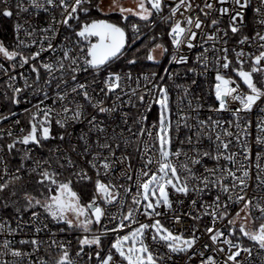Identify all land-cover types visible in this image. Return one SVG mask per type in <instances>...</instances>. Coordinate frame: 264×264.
Here are the masks:
<instances>
[{
    "label": "snow or ice",
    "instance_id": "1",
    "mask_svg": "<svg viewBox=\"0 0 264 264\" xmlns=\"http://www.w3.org/2000/svg\"><path fill=\"white\" fill-rule=\"evenodd\" d=\"M5 7L0 11V15L4 17H12L13 11L8 6V0H0ZM91 4V0H45L41 3V0H29V4L33 9H43L45 12L49 10L47 6L53 8L59 7L62 9V19L60 24L71 29L73 34L77 37L76 44H84L83 47H79V53L83 55H70L72 49H65L62 57H60L55 63L44 62L39 67L35 63L31 64V71L35 74V82L40 80V68L42 67L49 77H52L53 73L58 71L61 73V83L67 85V81L62 79L66 70L65 61H69L68 69H70L71 81L74 82L69 92L57 91L54 103H59L61 109L57 112L54 108L44 107L41 108L36 105V111L32 114L29 121V130L26 135L17 138V141L7 145V149L11 152L15 148V144L18 142L23 145H32L44 147V142L52 140H59L65 142L66 136H70L71 133L68 129L76 123H86L87 129L81 130L77 136L78 144L73 145L69 141L68 151L77 155H84L85 157L91 156V159L85 160L86 164L95 173V180L88 174L85 168L79 167L71 158V156H63L64 162L61 163V156H57L55 161L48 160H36L35 167L30 169L29 174L32 175V179L35 183V190L38 191V195H33L31 192L21 189L23 191L24 204H20L19 201L13 200L12 203L16 205L15 211L17 214L31 211V216L35 220H39L41 213L35 209H43L45 219L50 220L58 225H64L69 230H80L83 233H89L92 231V226L99 225L102 217L106 215L105 209L101 206L102 203L112 204L120 197V189L124 188V191L130 192V188H125L124 185L113 182L111 178L107 182L101 179V175L104 177H110V174L115 171L116 165L125 164L126 167L121 169V174L127 180H131V175L128 174V169L132 168L131 156L125 155L121 152V155H117V152L122 148L126 150L134 142L128 138H123L122 133L119 136L113 135L111 137H103L101 142L100 134L106 131L105 126L97 121V115L88 112V107H91L98 114H107L109 112H115V107L104 106L105 98L109 94H116L118 89H122V81H131L132 74L126 73L122 76L119 72L110 69V64L114 59H118L122 55V50L127 43V36L124 28L120 27L116 23H110L107 20L95 19L91 22L80 23L79 12L87 14L89 12L88 7H84L85 4ZM214 4H218L219 7H214ZM47 5V6H46ZM165 0H138L137 9L120 7V12L132 13L138 16L145 22H150L153 15H160L165 7ZM169 7V15L162 17L163 20L169 21L168 35L171 37V45L175 51L169 53V49L165 47L163 43H156L152 49L149 50L147 59L149 61L157 62L156 57L153 55L157 49L160 50L161 55L169 54L171 62L188 65V57L181 54L180 50L186 46L188 49L196 47L198 31L201 40L205 43L211 41V51L214 54L213 68L215 70V85L214 94L215 100L218 102V107L210 108V111L220 113L229 111L228 98L239 101V107L233 110L234 121H225L224 123L229 125L223 127L220 120L213 119L209 116L207 119L194 118L179 109L176 113L175 123L173 122V113L169 106V90L166 84L163 83L164 77H160L161 83H154L152 89H148L146 93L138 92L137 88L131 89V95L136 97L139 106L143 107L144 111H137L135 117H129L128 113L124 114V123L128 124V118L132 119V123L137 126V131L133 132L129 126L127 128L131 136L137 138L136 151H140L138 141L140 137L147 135L148 140L153 141L152 147L156 149L157 158L155 160V170L149 168V165L153 164L152 155H147L149 145L147 142L144 144V155L146 160L144 165L140 169V173L137 176V192L133 196V203L140 204L142 201H147L144 205V215L152 220L153 216L159 217L163 213L158 211L161 206L168 209H172L173 200L170 199L169 188L178 194L177 202L183 203L180 197H187L190 199V203L195 207L198 203L196 198H193V194L196 196H202L204 194L211 195V189L216 188L219 191L214 195L211 203L205 202L201 206L205 209L207 215L213 217L212 225L204 229L203 234L208 235V239L212 244H216L225 233L215 228L216 219H224L229 216V201L234 203H242L243 208L241 211L246 212L245 218L252 216V208H255L259 212V217H253V220L259 219L264 221V204L257 201L253 204V198H247V192L245 191L248 186L247 182L250 178V171L244 167L243 164L233 170L236 166L237 153L229 152V145L232 143V138L235 137L237 141L240 140L239 132L234 133L231 127L244 132L247 136L249 133L242 127L241 113H248L253 110L257 105V101L264 103V86L258 87L254 82L253 74L260 73L264 76V43L259 44L258 54L249 53L251 59L250 70H244L245 60L243 57L245 53L243 49L235 51V59L238 67L233 66L232 71L236 73L237 77L242 80L249 90L247 94L238 91L239 85L236 81L231 79L226 74H222L221 69L228 70L230 65H233V61L229 59V48L227 47L229 32L233 35L240 34L241 38L236 41L238 45H244L251 41L264 42V34L261 31H255L254 36L249 37L243 35L242 29L244 27L245 11L251 9L254 13V18L260 26H264V0H258L256 5L251 3V0H203V7L200 4L194 3V0H175L174 4L167 5ZM16 7L19 12H27L28 8L23 5L22 2H17ZM184 11L181 12L180 10ZM202 13L203 17L209 20V24L205 25V19H201L200 15L193 16L196 10ZM213 11L217 12L216 18H210ZM180 13L182 19L173 18L177 13ZM188 13V15H185ZM228 17V26L225 29L219 27L221 23V17ZM210 18V19H209ZM123 19H127L124 16ZM70 21H76L78 27L73 28ZM57 23L55 16L51 17V22L48 27L39 29L43 33L51 32V36H46L40 41V49L31 53L29 56H25L22 52L16 50H10L5 44L0 41V55L9 61H14L17 57L20 58L21 67L24 64H28L29 61H36L40 57L41 52L53 50L54 44L52 40L58 30L55 28ZM22 25L17 23L15 30L17 34L20 32ZM134 32L139 33V27L132 25ZM205 27H211L214 29L211 33H205L203 29ZM37 31L35 28L32 31L27 32V36L32 37L33 33ZM206 38V39H205ZM19 40V36L17 35ZM65 40L69 37L65 36ZM155 39V37H153ZM46 42V47H45ZM220 42L221 47L217 48L216 43ZM20 44H24V41L20 40ZM32 44H36L37 41L33 39ZM202 51L196 56V62L204 70L209 67V57L207 53L209 48L201 45ZM82 60L84 67L81 68L80 61ZM130 64H135V60L128 61ZM15 67V65H13ZM92 71L94 77L98 76L102 71L106 72L105 78L97 85L99 92L103 94L101 98H97L90 94L91 84L88 82H77V74L81 71ZM167 71V70H165ZM187 71L196 73L197 67H187ZM156 76V73L145 74L143 80L145 82H151ZM52 80H45V84H51ZM92 83H96L95 79ZM195 79L192 80V84H195ZM27 85V81H25ZM232 85H236L233 87ZM11 87V85H9ZM60 88V83L57 84V89ZM153 89L156 96L145 103V95H152ZM14 95L12 97L13 103H20L18 95L22 92L21 88L13 89ZM185 96L189 95V89H184ZM47 98V93L44 94ZM71 95V98H70ZM76 97H80L77 100ZM116 99H120L116 94ZM129 104L132 107H137V104H132L131 96L129 97ZM43 103V101H41ZM155 103L159 106L156 119L148 125V116L146 113L151 111V104ZM74 105V107H71ZM189 106H191V100H189ZM200 105L197 106V109ZM197 109H193L196 111ZM264 111V108L261 109ZM58 117L55 120L56 125L59 126L61 131L55 135L52 130V114ZM43 117L38 119V117ZM195 119V141L191 135H186L183 140L179 139V133L183 128L193 129V125L189 123V120ZM246 124L250 125L251 122L247 121ZM260 131L264 132V121L260 124ZM23 132L24 130L21 129ZM215 133L214 147L210 149L201 150V138L207 137L209 141L213 140L212 133ZM96 134L95 140H93L92 134ZM122 140V143H121ZM174 140H178L180 147L173 150ZM83 142V143H79ZM256 143L264 145V136H257ZM189 147L185 150L184 145ZM79 148V151H78ZM245 159L250 155L251 149L244 145ZM50 151H52L50 149ZM57 153L61 152V149L57 147L55 149ZM107 153L105 155L104 153ZM181 156L184 160L181 161ZM204 158L214 161L213 167H203V172L197 171L193 166L203 165ZM260 158V154H257V159ZM23 160H30L32 156L30 152L26 151ZM225 161L229 166H221V161ZM53 163L57 166L53 168ZM45 165H47L45 167ZM70 170L71 177L60 179L64 170ZM258 171L260 165L257 164ZM17 173L21 171L17 168ZM237 172H241V175H237ZM4 175L8 176V169L5 167ZM77 184L81 182H90L93 185V194L87 202L81 201V195L73 188V178ZM146 177V179H145ZM230 178V183H225V180ZM257 187L264 186V179L257 177ZM21 180L20 175H14L11 179L0 182V193H5V190H10L12 197L17 196V190L10 189V185L13 181ZM238 190V191H236ZM220 193L227 194V200L222 201ZM154 198V199H153ZM98 201H100L98 203ZM4 208H8L7 196L4 198ZM211 207L212 212H207V208ZM139 211V209H137ZM189 215H191L189 213ZM239 212L236 213V217L239 218ZM193 220L200 219L198 215H192ZM174 219L179 223L180 217L175 216ZM125 221H130L132 224L138 223L133 216V209H129L127 215L122 216L118 229H112V231L122 230L125 227H129L125 224ZM234 219H228V225H234ZM20 225H17L19 229ZM44 227H48L47 224ZM12 229L3 222H0V230ZM64 229L62 228L61 231ZM146 230H150L151 240L155 243L161 244L166 248L163 254L158 251L154 253L150 249L149 245L145 243ZM39 232L40 229L36 228ZM108 230L105 229V234ZM199 231L195 226L192 228L189 236L185 237L182 233L176 234L164 227L159 219L152 220V223H140L135 229H132L127 234L120 236L117 235L115 241L111 244L109 251L101 258L100 251L95 252V256L99 259L100 264H163L165 256L168 259H172L173 254L188 253L189 250H193L194 246L198 242L196 232ZM230 231L234 234L236 228L232 227ZM239 231L243 236L247 237L250 241H253L258 245L259 249L264 250V222H261L258 228L254 231H248L243 224H241ZM79 251L76 253L79 256L84 252V246H96L100 248L102 242V236L100 234H93L91 237L83 235L78 237ZM21 244L32 245L35 252L39 251L40 241L36 239L21 240ZM228 246L227 258L223 264H249L245 259H238L241 257V253H246L248 257L252 255V249L243 247L239 243H233L231 239L223 241ZM53 245L61 249V255L55 259L54 264H74L70 259L68 248L63 244L55 240L52 241ZM51 247V245H49ZM4 251L0 252V256H8L9 254L13 258H23L30 256L29 253L21 251L19 248L11 247L10 242L5 240L2 245ZM204 248L209 247V244L205 243ZM235 249V250H233ZM114 250V253L113 251ZM219 253H224L226 250L223 247L216 249ZM115 254H118L119 259L115 258ZM203 256V252L200 253ZM91 259V255H89ZM0 264H20L19 260H3L0 259ZM40 264H48V261H41ZM200 264H217L214 257L208 256L207 259H202Z\"/></svg>",
    "mask_w": 264,
    "mask_h": 264
},
{
    "label": "built area",
    "instance_id": "2",
    "mask_svg": "<svg viewBox=\"0 0 264 264\" xmlns=\"http://www.w3.org/2000/svg\"><path fill=\"white\" fill-rule=\"evenodd\" d=\"M95 0H91V4H85L84 7H88L90 10ZM18 0H8V6H10L13 11L12 17H4L0 15V41H2L6 47L10 50H16L22 52L25 56L31 55V53L38 51L40 49V41L46 37L51 36L52 33H43L39 31V29H43L48 27L51 22V17L55 16L57 23L54 25L58 30L55 39L52 40L54 44L53 50L43 51L39 58L36 61H29L28 64H24L21 67L20 58L17 57L14 61H9L0 55V182L4 180L11 179L14 175H20L21 180L13 181V184L20 182H27V178H32V175L29 174L30 169L35 167L36 160H48L55 161L57 156H61V163L64 162L63 156H71L73 161L81 168H85L88 171V174L93 177V181L95 180V173L93 170L89 168L86 164L85 160L91 159V156L85 157L84 155H77L75 153L69 152V141L71 144H78L77 136L80 131L87 129L86 123H76L71 128L68 129V132L71 133L70 136H66L65 142H60L59 140H52L49 142H44V147L32 146V145H23L20 143L15 144V148L9 152L7 149V145L17 141V138L26 135L29 130V121L31 120L32 114L36 111V105H39L41 108L51 107L54 108L57 112L60 111L61 105L59 103H54L56 98L57 91L60 92H69L73 83L71 81L70 69H68L69 61H65L66 70L63 74L62 79L67 81V85L61 83V73L56 71L53 73L52 77H49L48 74L44 71V69L40 68V80L39 82H35V74L31 71V64L35 63L37 67H39L44 62H53L55 63L60 57L63 55V51L65 49H72L70 55H83L79 53V47H83L84 44L81 45L76 44L77 37L73 34L72 30L63 26L59 23L62 19L61 12L62 9L59 7L53 8L51 6H47L49 10L45 12L43 9L36 10L33 9L29 0H19L22 2L25 7L28 8L27 12H19L17 15V4ZM45 0H41V3H44ZM71 2V0H69ZM102 0L97 1L98 9L101 5ZM175 0H165V7L163 12L160 15H153L150 22H145L137 17L139 20L133 21L128 25V30L133 35H138L139 40L144 36V33L141 34L143 30L153 29L158 24H163L166 27V41L160 42L164 43L165 47L169 49V53L175 51L173 46L171 45V37L168 35L169 31V21H165L162 17H167L169 15V7L167 5L174 4ZM194 3H198L203 7V0H194ZM253 5L258 3V0H251ZM5 5L0 2V11L3 10ZM214 7H219L218 4H214ZM89 10V11H90ZM181 12L184 10L181 9ZM80 16V21L85 19L86 15L83 12L78 13ZM193 16L200 15L201 19H205L202 13L197 9L193 13ZM188 15V13H185ZM218 15L217 12L213 11L212 16L210 18H216ZM209 18V19H210ZM182 19L180 13L178 12L176 17L173 18ZM19 23L22 25L20 32L17 34L15 30L16 24ZM73 25V28H77L76 21H70ZM137 25L139 27V33L134 32L132 25ZM209 24V20L205 19V25ZM228 26V17H221V23L219 27L221 29H225ZM35 28L37 31L33 33L32 37L27 36V32L32 31ZM198 31V37L196 42V47L193 49H188L186 46L182 47L180 52L181 54L188 57V65L178 64L171 62L169 54L161 55L160 50L153 52V55L156 57L157 62H152L150 68L142 69V70H129V69H118L114 68L110 64V69L119 72L122 76L126 73L132 74L131 81H122V89H118L117 93L120 99H116V94H109L107 98H105L104 106L106 107H115V112H109L107 114H98L94 109L88 107V112L97 115L98 123H101L105 126L106 131L100 134L101 142H103V137H111L113 135L119 136L122 133L123 138H128L132 140L134 143L129 146L126 150L123 148L117 152V155H121V152H124L125 155L131 156V164L132 168L128 169V174L131 175L132 179L127 180L121 174V169L126 167L127 161L125 164L116 165L115 171L110 174V177H104L101 175V179L104 182H107L109 178L113 180V182L124 185L125 188H130V192H125L124 188L120 189V197L118 200L112 204L102 203L101 206L105 209L106 215L102 217L101 223L99 225H93L92 231L89 233H83L80 230H69L65 228L64 225H58L50 220L45 219V214L43 211L39 209H35L40 212L39 220H35L31 216V211H25L17 214L16 211H10L9 208H4V195L0 193V222L6 223L12 231H9L7 228L0 230V252H3L4 249L2 247L3 242L8 240L10 242L11 247L19 248L21 251L25 253H29L30 256H25L23 258H13L10 254L8 256H0V259L13 261L19 260L20 264H40L41 261H48V264H54L55 259L59 258L61 255V249L57 248L56 245L52 244V241L55 240L57 244L63 243L69 251L70 259L74 262V264H100L99 259L95 256L96 251H100V256L103 258L106 253L109 251L111 244L115 241L117 235L123 236L127 234L132 229H135L139 226L140 223H152V220L159 219L161 223H164L168 226L174 233L183 234L185 237L189 236L192 228L195 226L199 229L196 232L198 239L197 244L194 246L193 250H189L188 253H180L173 254L172 259H168L167 256L164 258L163 264H200L202 259H207L208 256H212L216 259L217 264H223L224 260L227 258V250L228 246L223 243L224 240L231 239L233 243H239L243 247H248L252 249L251 257H248L246 253H241V257L238 259H245L249 262V264H264V250L259 249L258 245H256L253 241H250L247 237L243 236V234L239 231L241 224L245 226L248 231H254L257 229L261 221L259 219L253 220V217H259V212L252 208V216L245 218L246 212L241 211L243 208L242 203H232L229 201V216L224 219H216L215 228L221 230L225 233L223 237L216 244H212V242L208 239L207 234L204 233V229L208 226L212 225L213 217L207 215L205 209L201 206L205 202L211 203L214 195L219 191L216 188L211 189V195L204 194L202 196H196L193 194V198H196L198 203L195 207H193L190 203V199L187 197H180L183 200V203L177 202L178 194H174V192L169 188L170 199L173 200L172 209H168L164 206H161L158 211H161L163 214L159 217L153 216L152 220H149L144 215V205L147 203L146 201H142L140 204L133 203V196L136 195L137 192V176L140 173V169L144 165V161L146 160V155L144 154V144L145 142L149 145V150L147 155H152L153 164L149 165V168L155 170V160L157 158L156 149L152 147L153 141L148 140L147 135L140 137L138 141V146L140 151H136V141L137 138L131 136L128 132L127 128L130 126L133 132L137 131V126L132 123V119L128 118V124L125 125L124 117L125 113H128L129 117H135L137 111L143 112V107L139 106L135 96L131 95V89L137 88L138 83V92L146 93L148 89H152L154 83H161L160 77H164L163 83L167 85L169 90V99L171 110L173 113V122L177 118L176 113L179 109H183L185 113L188 115L199 119H207L211 116L213 119H218L221 122L223 127H228L229 125L225 124V121H234L235 117L233 116V110L239 107V101L232 100L230 97L228 98V109L229 111H224L220 113L210 111L212 107H218V102L215 100L214 94V85H215V70L213 68L214 62V54L211 51L212 42L209 41L205 43L201 40ZM205 33H211L214 31L211 27H205L203 29ZM255 31H261L264 34V26H260L257 24L256 19L254 18V13L251 9L245 11V20L244 27L242 29L243 35H248L249 37L254 36ZM128 32V31H127ZM17 35L19 36V40L17 39ZM69 37L68 40H65L64 37ZM158 37H162L161 34H158ZM241 38L240 34L233 35L229 32V36L226 38L228 40L227 47L229 48V59L233 61V65H230L228 70L221 69L222 74H226L231 79L236 81V84L239 85L238 91L241 93H248V89L246 85L243 84L242 80L239 79L235 72L232 71V67L238 65L236 64L235 59V49L239 51L243 49L245 56L243 59L245 63L243 65L244 70H250L251 59L249 58V53L258 54L259 44L264 43L260 41H249L244 45H238L236 41ZM35 39L37 41L36 44H32L31 41ZM206 39V38H205ZM24 41V44H20L19 41ZM203 47L209 48V52L207 53L209 57V67L207 70H204L200 65L196 62V56L203 50ZM46 47V42H45ZM154 46L151 47V49ZM216 47L220 48L221 43L217 42ZM127 50V49H126ZM125 50V51H126ZM124 51V53H125ZM123 53V54H124ZM122 54V55H123ZM120 55V56H122ZM119 56V57H120ZM116 60V59H115ZM113 60L111 63H113ZM264 64V62H262ZM15 65V67H13ZM81 68L84 67L82 60L80 61ZM196 66L197 72L192 73L187 71V67ZM167 70V71H165ZM156 73L155 78L151 82H145L143 80V76L145 74ZM106 72L102 71L98 76L93 75L92 71L84 72L81 71L77 74L78 81L77 82H88L92 85L90 88V94L94 95L97 98H101L103 96L102 93L99 92V87L97 86L100 81H102ZM255 82L258 87L264 86V76L260 73H254ZM51 79V84H45V80ZM95 79L96 83H92ZM195 79L196 83L192 84V80ZM27 81V85L25 84ZM60 83V88L57 89V84ZM11 85V87H9ZM235 87L236 85H232ZM14 88H21L22 92L18 95V99L20 103H13L12 97L16 95L13 91ZM189 89V95L185 96L184 89ZM45 93H47V98L45 97ZM131 96L132 104H137V107H132L129 104V97ZM156 96L155 90L153 89L152 95H145V103H148ZM71 98V95H70ZM77 100H80V97H76ZM189 100H191V106H189ZM264 100V98H262ZM43 101V103H41ZM200 107L197 109V106ZM257 105L259 107L254 106L253 110L248 113H241V124L242 127L249 133L247 136L244 135V132L238 130L234 127H231V130L236 133L239 132L240 140L237 141L235 137L232 138V143L229 145V152L237 153L236 156V168H239L241 164L244 165L250 171V178L248 179V186L245 191L247 192V198H253V204L259 201L261 204H264V186L260 188L257 187L259 176L264 179V145L256 143L257 136H264V132L260 131V124L264 121V111H261L264 108V103L261 101H257ZM74 107V105H71ZM158 105L155 103L151 104V111L146 113L148 116L147 124L150 125L155 119L158 113ZM193 109H197L193 111ZM43 117H38V119H42ZM58 117L55 113L52 114V130L55 135L57 132L61 131L59 126L56 125L55 120ZM247 121H250L251 124H246ZM189 123L193 125V129L189 131V129L183 128L179 133V139L183 140L186 135H191L193 137V141H195V119L189 120ZM21 129L24 131L22 132ZM213 140L209 141L207 137L201 138V150L210 149L214 147V138L215 133H212ZM93 140L96 138V134H92ZM83 143V142H79ZM122 143V140H121ZM247 145L248 148L251 149L250 155L247 159H245V148L244 145ZM59 147L61 149L60 153H57L55 149ZM180 147L179 141L174 140L173 150L175 148ZM188 145L185 144V150L188 149ZM50 149L52 151H50ZM28 151L30 152L32 159L23 160L22 157L24 153ZM79 151V148H78ZM260 154V158L257 159V154ZM107 155V153H104ZM181 161L184 160V157L181 156ZM221 166H229L225 161H221ZM257 164L260 165V170L257 169ZM47 165H45L46 167ZM213 167L214 161L208 158H204L203 165L201 166H193L197 169L198 173L203 172V167ZM7 167L8 176L4 175V169ZM57 166L53 163V168ZM17 168H20L21 171L17 173ZM241 172H237V175H241ZM69 175L71 177L70 170H64L60 179H64L65 176ZM74 180L75 178L72 177ZM146 179V177H145ZM230 178L225 180V183H230ZM90 185L93 194V185L90 182H85ZM238 191V190H236ZM221 200H227V194L220 193ZM100 201H98L99 203ZM133 209V216L138 221V223L132 224L130 221H125V224H128L129 227H125L122 230L112 231V229H118V225L122 216L127 215L128 210ZM139 209V211H137ZM207 212H212L213 209L211 207L207 208ZM239 212V218L236 217V213ZM189 213L191 215H189ZM192 215L200 216V219L193 220ZM175 216H179V223L174 219ZM228 219H234V225H228ZM20 225L19 229H17V225ZM47 224L48 227H44ZM232 227L236 228V232L233 234L230 229ZM36 228H39L40 231L37 232ZM64 229L61 231V229ZM105 229L108 231L105 234ZM150 230H146V239L145 243H147L151 250L158 251L160 254H163L166 251V248L163 247L159 243H155L151 240V235L149 234ZM93 234H100L102 236V242L99 249L96 246H84V252H82L79 256L76 253L79 251L78 245V237H82L83 235H88L91 237ZM36 239L40 241L39 251L35 252L33 250V246L28 244H21V240H31ZM207 243L209 247L204 248L203 245ZM51 245V247L49 246ZM218 247L225 248L224 253H219L216 251ZM235 250V249H233ZM114 253V250H112ZM203 252V256L200 253ZM89 255H91V259H89ZM115 258L118 260V254H115Z\"/></svg>",
    "mask_w": 264,
    "mask_h": 264
},
{
    "label": "trees",
    "instance_id": "3",
    "mask_svg": "<svg viewBox=\"0 0 264 264\" xmlns=\"http://www.w3.org/2000/svg\"><path fill=\"white\" fill-rule=\"evenodd\" d=\"M97 1L95 0L91 10L87 13L85 19L81 20L80 23L84 22H91V20L95 19H105L112 21L120 26H122L124 29L128 31V34L130 35V32L128 30V25L136 20H139L137 17L133 15H124L120 12H112V13H102L100 9H98ZM124 16H127V19H123ZM166 28L162 25H157L152 30H143L141 34L144 33V36L135 42L132 46L127 47V50L125 53L120 56L118 59H116L113 63H111V66L118 69H146L150 68L152 63L147 59V55L149 53V50L152 46H154L156 43H162L161 41H166V36H163L161 38L157 37L158 32H165ZM138 36V35H134ZM155 37V39H153ZM164 44V43H163ZM135 60V64H130L128 61ZM70 176L67 175L64 177L69 178ZM30 180V177L27 178V182ZM73 188L81 195V201L87 202L91 196H92V190L90 188V185L85 182H81L77 184L75 180L73 179ZM20 198V199H19ZM19 203L22 205L24 204V200L21 194L18 196ZM16 205L11 206L9 208L10 211H15Z\"/></svg>",
    "mask_w": 264,
    "mask_h": 264
},
{
    "label": "rangeland",
    "instance_id": "4",
    "mask_svg": "<svg viewBox=\"0 0 264 264\" xmlns=\"http://www.w3.org/2000/svg\"><path fill=\"white\" fill-rule=\"evenodd\" d=\"M137 3H138V0H102L101 5L99 6V9H100V11L102 13H106V14L112 13V12H120V10H119L120 7H123V8H131V9L138 10L137 9ZM123 14L124 15H133L132 13H123ZM133 16L138 17L136 15H133ZM138 40H139V37L134 36L132 33H130L128 46L129 47L132 46ZM156 51H158V49ZM253 78H254V82H255V76H254V74H253ZM169 106L171 108L170 99H169ZM157 108L159 110V106ZM35 188H36L35 183H34L33 179L31 178L28 182H20V183H16V184L10 185V189L17 190V196L16 197H12L10 195V190H5V193H2V194L4 195V198H5V196H7V203L11 207V206H15V204H13L12 201L13 200H18L19 194H21L22 197H23V191L21 189H25V190L31 192V194H33V195H38V191L35 190ZM37 209L43 211V209H40V208H37ZM27 211H29V210H27ZM162 224L164 225V227H166L170 231H172L164 223H162Z\"/></svg>",
    "mask_w": 264,
    "mask_h": 264
},
{
    "label": "bare ground",
    "instance_id": "5",
    "mask_svg": "<svg viewBox=\"0 0 264 264\" xmlns=\"http://www.w3.org/2000/svg\"><path fill=\"white\" fill-rule=\"evenodd\" d=\"M158 25H162L163 27H165L163 24H158ZM156 26H157V25H156ZM156 26H155V27H156ZM155 27H154V28H155ZM154 28H153V29H154ZM165 28H166V27H165ZM125 30H126V29H125ZM150 30H152V29H150ZM126 32H127V30H126ZM158 34H161L162 37H163V36L166 35V30H165L164 34H163V32H158V33H157V37H158ZM127 35H128V42H127L126 49H127V47H129V46H128V44H129V34H128V32H127ZM158 38H161V37H158ZM151 63H152V62H151ZM129 70H132V69H129ZM133 70H142V69H133Z\"/></svg>",
    "mask_w": 264,
    "mask_h": 264
},
{
    "label": "water",
    "instance_id": "6",
    "mask_svg": "<svg viewBox=\"0 0 264 264\" xmlns=\"http://www.w3.org/2000/svg\"><path fill=\"white\" fill-rule=\"evenodd\" d=\"M107 21H109V20H107ZM110 23H114V22H112V21H109ZM120 26V25H119ZM120 27H122V26H120ZM123 28V27H122ZM125 30V29H124ZM125 33H126V36H127V42H128V35H127V32H126V30H125ZM126 46H127V43H126V45H125V48L122 50V54L124 53V51L126 50ZM115 60V59H114Z\"/></svg>",
    "mask_w": 264,
    "mask_h": 264
},
{
    "label": "flooded vegetation",
    "instance_id": "7",
    "mask_svg": "<svg viewBox=\"0 0 264 264\" xmlns=\"http://www.w3.org/2000/svg\"><path fill=\"white\" fill-rule=\"evenodd\" d=\"M103 20H105V19H103Z\"/></svg>",
    "mask_w": 264,
    "mask_h": 264
}]
</instances>
